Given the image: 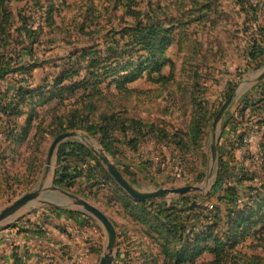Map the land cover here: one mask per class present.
I'll return each instance as SVG.
<instances>
[{
  "label": "rangeland",
  "instance_id": "obj_1",
  "mask_svg": "<svg viewBox=\"0 0 264 264\" xmlns=\"http://www.w3.org/2000/svg\"><path fill=\"white\" fill-rule=\"evenodd\" d=\"M258 27L264 0H0V213L50 183L108 218L114 264H264V64L247 57ZM62 146L84 152L65 161ZM101 156L149 197L126 193ZM53 199L0 226L6 264L32 260L14 235L48 229L66 249L58 264H100L104 228Z\"/></svg>",
  "mask_w": 264,
  "mask_h": 264
},
{
  "label": "water",
  "instance_id": "obj_2",
  "mask_svg": "<svg viewBox=\"0 0 264 264\" xmlns=\"http://www.w3.org/2000/svg\"><path fill=\"white\" fill-rule=\"evenodd\" d=\"M264 78V70L258 80H261ZM235 98V95H232L228 98L226 103L223 104L220 111L218 112L217 116L214 119L213 122V129L214 131H217V127L220 124L223 116L225 115L226 111L228 110L229 106L233 102ZM76 135L74 133L71 134H64L57 137L54 142L52 143L49 154H48V160L51 161L53 157L55 156V153L58 149V147L65 142L68 139L74 138ZM215 147L212 148V155L213 158H215ZM101 160L103 161L104 165L107 167L109 174L114 178L116 183L126 192L128 193L132 198L135 200H143L144 198H148V195H142L137 193L135 190H133L129 184L123 179V177L117 172L115 167L107 161L103 156H101ZM196 190L191 187L187 188H181L176 190H168L159 192L157 195L153 196H160V195H183L190 191ZM46 193H51L55 196V199L53 201H42L43 204L50 205L56 208H63L68 210H74L76 212H80L83 214H86L92 218H94L105 230L108 237V243H107V250L108 252L101 258L100 264H114V256H113V249L116 245V232L114 230L113 225L108 220V218L97 208L92 206L86 201H83L81 199H77L73 195L69 194L66 191L60 190L54 186H52L50 183H47L46 186L41 188L40 191L28 194L18 201H16L11 206L7 207L0 213V226L7 223L9 220H11L19 211L34 206L38 202L41 203L40 198L45 195Z\"/></svg>",
  "mask_w": 264,
  "mask_h": 264
},
{
  "label": "crops",
  "instance_id": "obj_3",
  "mask_svg": "<svg viewBox=\"0 0 264 264\" xmlns=\"http://www.w3.org/2000/svg\"><path fill=\"white\" fill-rule=\"evenodd\" d=\"M252 66H255L254 64H252ZM78 223V225L82 222V221H76ZM76 222L75 225H76ZM48 238H50L51 240V236H59V232H57V230H53V229H48ZM16 236L15 237V245L18 246L19 244L23 245V248H25L27 251H29V257H31V261L30 260H27V263L28 264H31V262H33V264H58L59 262V259L58 257L63 254L61 252H59V247L63 250H66L64 247L62 248V246L57 243V245H50L49 241H48V238H40L38 236H36L35 234H29V235H14ZM53 242V241H52ZM26 246V247H25ZM51 248V249H50ZM54 251H53V250ZM51 252L53 253L50 256H48L47 254ZM47 255V256H45ZM40 257V261L37 262V258L36 257ZM32 257H35V258H32ZM41 257H46L48 259H51V260H44L43 258ZM36 259V262H34V260ZM6 259L4 260H1L0 259V264H6ZM11 264V262L9 263Z\"/></svg>",
  "mask_w": 264,
  "mask_h": 264
},
{
  "label": "trees",
  "instance_id": "obj_4",
  "mask_svg": "<svg viewBox=\"0 0 264 264\" xmlns=\"http://www.w3.org/2000/svg\"><path fill=\"white\" fill-rule=\"evenodd\" d=\"M258 33H261V36L259 37V39H255L252 42L251 48L248 51L247 57L248 60L250 61V64H254L255 68H260L263 64H264V31L262 28L258 27L257 30ZM140 36V35H139ZM138 38V36H137ZM144 37H139V40H142ZM161 66L156 67V72H160ZM6 71L4 70H0V77L1 75H4ZM106 150H109V146L104 145ZM82 152H84V149L82 147H77L75 149L72 148H68L67 146H62L61 149L59 150V157L63 158V160H67V159H73L75 158L78 154L80 155ZM66 168L62 169V173L66 172ZM65 176H62L60 178L59 181L56 182V185L58 186H62L64 184L65 181ZM221 180L218 179V181H216L214 188H213V194H215V192H217L218 189L221 188ZM232 191V189H231ZM230 196L231 193H230ZM226 201L229 203L233 201V197H227ZM208 206V205H207ZM209 207H212V209H214L213 206H208L206 207L207 210H209ZM211 209V210H212ZM18 260H17V264H18Z\"/></svg>",
  "mask_w": 264,
  "mask_h": 264
},
{
  "label": "built area",
  "instance_id": "obj_5",
  "mask_svg": "<svg viewBox=\"0 0 264 264\" xmlns=\"http://www.w3.org/2000/svg\"><path fill=\"white\" fill-rule=\"evenodd\" d=\"M244 143H246V140H244ZM209 209H212V207H209Z\"/></svg>",
  "mask_w": 264,
  "mask_h": 264
}]
</instances>
